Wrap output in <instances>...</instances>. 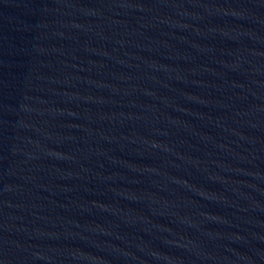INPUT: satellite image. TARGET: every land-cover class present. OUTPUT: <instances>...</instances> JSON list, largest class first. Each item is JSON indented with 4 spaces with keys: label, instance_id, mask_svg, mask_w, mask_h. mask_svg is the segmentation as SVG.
<instances>
[{
    "label": "water",
    "instance_id": "obj_1",
    "mask_svg": "<svg viewBox=\"0 0 264 264\" xmlns=\"http://www.w3.org/2000/svg\"><path fill=\"white\" fill-rule=\"evenodd\" d=\"M0 264H264V0H0Z\"/></svg>",
    "mask_w": 264,
    "mask_h": 264
}]
</instances>
